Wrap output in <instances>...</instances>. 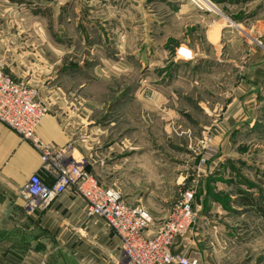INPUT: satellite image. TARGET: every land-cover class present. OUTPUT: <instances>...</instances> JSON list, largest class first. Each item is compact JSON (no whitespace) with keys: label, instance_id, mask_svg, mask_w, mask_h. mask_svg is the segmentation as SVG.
<instances>
[{"label":"rangeland","instance_id":"374dc122","mask_svg":"<svg viewBox=\"0 0 264 264\" xmlns=\"http://www.w3.org/2000/svg\"><path fill=\"white\" fill-rule=\"evenodd\" d=\"M190 3L199 9L196 17L209 9L207 14L220 19L216 26L224 28L216 49L198 41L201 51L193 54L199 65L209 63L191 68V78L201 83L189 84L185 95L187 84L176 74L186 68L176 49L188 43L166 42L172 73L163 77L161 68L151 72L140 61L146 54L149 64L151 52L135 48L151 36L163 48L167 33L182 26L180 9ZM21 6L24 11L12 22L25 32L13 38L26 81L34 79L30 86L47 112L60 110L57 105L65 109L62 119L76 128L75 138L85 144L102 140L88 156L69 145L73 155L100 183L119 188L128 202L143 205L158 220L194 189L207 221H201V231L209 264H264V96L251 121L225 133L218 125L248 60L264 46V0H28ZM121 58L126 72L114 76L106 64ZM151 76L160 78L158 98ZM88 84L93 94L86 91ZM126 139L127 169L119 161ZM147 152L152 163L134 162ZM193 254L188 255L198 260L197 249Z\"/></svg>","mask_w":264,"mask_h":264},{"label":"crops","instance_id":"0c3cea01","mask_svg":"<svg viewBox=\"0 0 264 264\" xmlns=\"http://www.w3.org/2000/svg\"><path fill=\"white\" fill-rule=\"evenodd\" d=\"M25 1L28 0H0V63L4 67L7 66V72H10L9 74L13 75L12 77L16 81L31 85L30 82H33L34 79L26 81L28 74L23 68L26 65L24 60L18 59L22 54H15L18 51L15 46L18 44L14 42L13 38L14 34L25 32L24 26L14 27L12 22L16 12L21 14L24 11L21 5H24ZM198 10L191 3L182 6L179 12L182 26L177 31L173 30V32L167 33L161 43L163 48H159V38L152 36L145 37L141 45L136 46V51L151 52L152 57L149 64L148 61H144L146 54L140 60L144 66L151 69V72L161 68L162 77L172 73L167 67L169 61L166 59V54L168 55V50L164 47L169 39L188 43L194 51H201L198 41L203 40L216 49L217 43L222 41L224 27L216 26L220 19H215L212 16L213 13L207 14L212 12L211 10H205L206 14L201 13L202 15L198 14L196 17ZM260 25L263 26V23ZM102 26L104 29L105 26L103 24ZM125 45L127 44L124 43L121 48H125ZM261 49L255 50L254 54L257 55V58L248 60L242 76L234 85L230 102L224 110L225 117L218 123L223 133L235 130L245 121H251L250 115L258 113L259 104L262 103V96H264V46ZM194 55H196L194 59L180 61V64L186 69L181 74H176L177 76L181 75L183 86L187 84L186 87H182L185 95L191 91L189 84L200 85L201 83L200 78L198 80L191 78V68L203 67L209 63L203 60V63L199 65L198 55L195 53ZM123 60L121 58L113 64L108 62L106 70L114 73L112 74L114 76H120L127 69V63ZM159 79V77L154 79L152 76L149 79L154 98L160 96L158 95ZM143 82L146 83L148 80L144 78ZM168 89L174 90V87ZM172 90L167 91L172 92ZM86 91L93 94L94 86L88 84ZM58 107L60 110H49L40 120L36 128L37 134L45 142L55 144L60 148L76 144V147L80 148L81 155L88 156L92 149L100 146L98 143L102 140L100 141L99 137L93 138V141L97 142H86L88 144H85L75 138L76 128L63 121L62 113L65 112V109L57 105ZM216 108L215 106L214 109L216 110ZM83 129L81 128V131ZM223 136L220 139L221 147L225 145ZM127 141L126 139L121 142L123 148L119 150V155L122 158L119 160L122 161L120 166L124 165L125 169L128 168V162H130L127 160ZM109 148L111 149V146ZM106 153L104 151V156ZM152 160L153 155L148 153L145 154V157L135 158L134 162L143 166L146 163H152ZM101 162L102 165L106 164L104 159ZM87 163L89 164L90 161L87 160ZM91 164L94 165V163ZM212 165V163L208 164L211 170ZM206 169V173L210 171L208 167ZM36 172H41L47 178L50 176L43 169L41 153L30 141L24 140L15 130L0 121V264H125L121 253L120 238L112 231L103 217L89 214L88 203L83 197L65 192L58 195L41 212L26 211L24 208V187ZM204 175L207 177L209 174ZM195 207L198 211L197 226L185 235L178 236L172 249L176 253H187L192 256L197 249L199 264H209L206 236L201 231V221L207 224L204 219V207L203 204L197 203V199Z\"/></svg>","mask_w":264,"mask_h":264},{"label":"built area","instance_id":"2783aa9c","mask_svg":"<svg viewBox=\"0 0 264 264\" xmlns=\"http://www.w3.org/2000/svg\"><path fill=\"white\" fill-rule=\"evenodd\" d=\"M176 57L191 60L193 50L181 44ZM46 113L36 90L16 81L0 64V121L32 143L41 153L43 169L50 174L47 178L36 172L25 185L26 211L41 212L58 195L70 192L87 201L90 215L101 216L108 222L120 238L125 264H198L197 259L172 249L178 236L196 227L194 189L183 193L166 218L156 220L143 205L129 203L119 188L100 183L86 162L78 160L68 147L45 142L36 128Z\"/></svg>","mask_w":264,"mask_h":264}]
</instances>
